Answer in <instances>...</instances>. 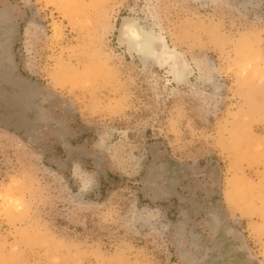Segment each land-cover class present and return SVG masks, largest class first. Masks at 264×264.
<instances>
[{
    "label": "rangeland",
    "instance_id": "obj_1",
    "mask_svg": "<svg viewBox=\"0 0 264 264\" xmlns=\"http://www.w3.org/2000/svg\"><path fill=\"white\" fill-rule=\"evenodd\" d=\"M0 264H264V0H0Z\"/></svg>",
    "mask_w": 264,
    "mask_h": 264
},
{
    "label": "bare ground",
    "instance_id": "obj_2",
    "mask_svg": "<svg viewBox=\"0 0 264 264\" xmlns=\"http://www.w3.org/2000/svg\"><path fill=\"white\" fill-rule=\"evenodd\" d=\"M156 41L157 40L153 36H151V34L149 35L147 33L143 35L138 47L139 51L145 58H149L153 55Z\"/></svg>",
    "mask_w": 264,
    "mask_h": 264
}]
</instances>
